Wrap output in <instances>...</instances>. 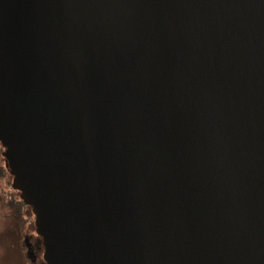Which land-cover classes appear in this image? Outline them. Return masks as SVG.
<instances>
[{
	"label": "water",
	"instance_id": "obj_1",
	"mask_svg": "<svg viewBox=\"0 0 264 264\" xmlns=\"http://www.w3.org/2000/svg\"><path fill=\"white\" fill-rule=\"evenodd\" d=\"M0 141L43 264H264V0H0Z\"/></svg>",
	"mask_w": 264,
	"mask_h": 264
},
{
	"label": "trees",
	"instance_id": "obj_2",
	"mask_svg": "<svg viewBox=\"0 0 264 264\" xmlns=\"http://www.w3.org/2000/svg\"><path fill=\"white\" fill-rule=\"evenodd\" d=\"M4 151L5 146L0 141V264H38L36 258L41 248L40 239L34 243L26 232L29 221L27 209L34 217L35 214L19 196L14 195L17 191L11 188L12 176L6 166L7 159L2 156Z\"/></svg>",
	"mask_w": 264,
	"mask_h": 264
},
{
	"label": "rangeland",
	"instance_id": "obj_3",
	"mask_svg": "<svg viewBox=\"0 0 264 264\" xmlns=\"http://www.w3.org/2000/svg\"><path fill=\"white\" fill-rule=\"evenodd\" d=\"M4 162V160H2V163ZM8 175V174H7ZM8 180H9V177L7 176ZM10 189V188H9ZM15 196L18 197V193L15 192L14 193ZM27 215L29 216V221L27 222L26 224V232H27V235H29L31 237V240L35 243L36 241L39 240V237L38 235L36 234L35 232V227H34V220H35V217L32 215L31 213V210L30 209H27L26 211ZM37 254H38V259L36 258V261L38 262V264H43L42 263V251L41 249L39 248L38 251H37ZM41 260V261H38V260Z\"/></svg>",
	"mask_w": 264,
	"mask_h": 264
}]
</instances>
